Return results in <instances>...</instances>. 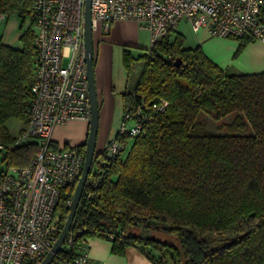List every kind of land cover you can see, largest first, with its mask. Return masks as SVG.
<instances>
[{"label":"trees","instance_id":"16d2710c","mask_svg":"<svg viewBox=\"0 0 264 264\" xmlns=\"http://www.w3.org/2000/svg\"><path fill=\"white\" fill-rule=\"evenodd\" d=\"M32 3L0 0V14L19 18L21 30L18 47L0 37V144L5 147L16 139L6 123L22 121L21 131L31 102ZM235 39V55L254 41ZM136 60L143 67L134 88L121 94L122 116L136 106L148 112L151 103L166 105L148 112L145 131L132 138L92 189L86 186L68 249L78 252L82 240L103 238L112 242L114 254L136 248L155 264H264V71L221 69L200 46L185 47L178 33L137 58L123 51L128 71ZM227 116L230 120L223 121ZM208 119L217 122L215 131L207 129ZM78 147L84 153V143ZM36 148L34 140L19 143L3 152L0 162L24 167ZM100 166L93 164L86 183ZM75 185L60 193L56 212L62 225ZM58 254L65 256V250Z\"/></svg>","mask_w":264,"mask_h":264},{"label":"built area","instance_id":"2783aa9c","mask_svg":"<svg viewBox=\"0 0 264 264\" xmlns=\"http://www.w3.org/2000/svg\"><path fill=\"white\" fill-rule=\"evenodd\" d=\"M84 3H32L31 102L13 146L34 140L37 148L26 166H7L0 172V264H40L62 228L56 212L61 190L76 184L81 174L84 153L80 148H53L51 144L55 127L73 120L88 124L90 119ZM90 12L93 32L107 31L114 22H135L149 32V50L175 31L181 21L193 32L205 29L211 37H249L264 43V0H91ZM4 19L0 14V26ZM165 105V101L151 103L148 112H161ZM148 112L136 106L123 114L115 137L93 161L101 163L99 174L85 188L92 189L102 178L106 168L126 149V139L145 131ZM13 146L0 144V155ZM70 233L71 229L61 246L65 256L58 252L50 264H99L89 257L85 239L78 252H70Z\"/></svg>","mask_w":264,"mask_h":264},{"label":"crops","instance_id":"0c3cea01","mask_svg":"<svg viewBox=\"0 0 264 264\" xmlns=\"http://www.w3.org/2000/svg\"><path fill=\"white\" fill-rule=\"evenodd\" d=\"M29 21L26 20V25ZM183 22V21H181ZM20 20L14 15L5 17L0 26V37L3 44L18 47L20 30ZM147 30L139 27L133 21L114 22L106 31H96L93 35L94 43V72L96 81V91L99 103V118L102 123L99 152L104 145L116 135V132L105 139V116L109 114V107L116 100L114 94L120 95L127 91V86H116L112 81L110 70L111 55L113 49L117 47L123 51L133 53L134 48L143 46V39ZM181 34L184 38V46L193 48L200 46L205 56L221 69H232L239 73L251 74L264 71V43L259 41L248 42L237 54L239 41L235 38L211 37L205 29L193 32V36L184 35L176 29L171 33ZM149 34V32H148ZM133 82V87L135 86ZM122 103V100H121ZM122 107V106H121ZM111 112V111H110ZM123 112V111H122ZM88 124L84 121L73 120L62 126L53 129L52 139L57 146L82 145L86 140ZM86 248L89 257L99 264H155L142 252L136 248H126L124 253L114 254L112 252V242L103 238H87Z\"/></svg>","mask_w":264,"mask_h":264},{"label":"water","instance_id":"95a60500","mask_svg":"<svg viewBox=\"0 0 264 264\" xmlns=\"http://www.w3.org/2000/svg\"><path fill=\"white\" fill-rule=\"evenodd\" d=\"M91 0L84 3V47L86 58V79L88 89V100L90 105V119L87 127L86 140L84 142V163L79 179L74 187L72 199L68 206V214L59 232L56 242L45 254L40 264H50L54 256L60 251L66 236L68 235L75 218L87 179L93 166V161L99 152L96 151V140L99 128V103L96 91V81L94 72V43L93 30L90 12ZM178 65V63L176 64Z\"/></svg>","mask_w":264,"mask_h":264},{"label":"rangeland","instance_id":"374dc122","mask_svg":"<svg viewBox=\"0 0 264 264\" xmlns=\"http://www.w3.org/2000/svg\"><path fill=\"white\" fill-rule=\"evenodd\" d=\"M26 25V24H25ZM177 32H182L184 35H189L188 37L193 36V31L190 28V25L186 22H180L178 26L176 27ZM95 32H93V35ZM150 38L148 32H145V37L143 39V46L140 48H134L132 51L134 53V57L137 58L143 54H145L146 50L149 48ZM143 67V61L142 60H136L134 62V65L130 71H128L125 66L123 65L122 59H121V50H119L117 47L113 49V53L111 55V65L110 70L112 72V81L115 83L116 86H121L122 88L127 86V91H131L133 87V82L137 81L139 77V73L141 72ZM116 100L113 101V105H110L109 107V114L106 118L105 116V139L107 140L112 133L117 132L119 129L121 122H122V103H121V95L120 93L114 94ZM231 116H227L223 119V121L230 120ZM206 120L204 116H200V120ZM207 129L210 131H215V128L217 126V122H214L213 120H207ZM6 126L8 128V131L11 135L17 134V131L23 126V122L15 119H11L6 123ZM102 123L99 118V128H98V134H97V140H96V147H99V141L101 137V127ZM115 135L111 139H113ZM110 139V140H111ZM132 142L131 138L127 139V146L125 151L122 152L124 154L127 152L128 148L130 147V144ZM108 143V142H107ZM106 143V144H107ZM105 144V145H106ZM104 145V146H105ZM1 156V155H0ZM101 159V158H99ZM98 159V160H99ZM0 168L6 169L7 164L5 162H0ZM142 234L148 235V232L144 230H140ZM165 238V237H162Z\"/></svg>","mask_w":264,"mask_h":264}]
</instances>
